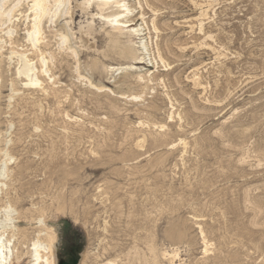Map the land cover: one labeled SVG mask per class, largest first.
Masks as SVG:
<instances>
[{"label":"rangeland","instance_id":"obj_1","mask_svg":"<svg viewBox=\"0 0 264 264\" xmlns=\"http://www.w3.org/2000/svg\"><path fill=\"white\" fill-rule=\"evenodd\" d=\"M84 1L44 25L57 85L42 77L46 92L23 88L7 58L40 57L25 40L28 2L11 41L0 29L13 264L30 263L41 214L59 231L57 264L83 253L82 264H264V0H122L132 8L122 35ZM137 26L142 36L126 35ZM63 31L78 55L59 50ZM114 34L144 55L125 54Z\"/></svg>","mask_w":264,"mask_h":264},{"label":"bare ground","instance_id":"obj_2","mask_svg":"<svg viewBox=\"0 0 264 264\" xmlns=\"http://www.w3.org/2000/svg\"><path fill=\"white\" fill-rule=\"evenodd\" d=\"M28 2L29 8L28 11H30L29 14L25 15V23L27 22L30 25V28L27 29L26 32V38L25 40H27L28 43H30V48H32V50L34 52H37V54L40 53V57L38 59L37 62H34V58L33 59H29V57L27 56L26 53H20L17 51H10V56H8L7 58L12 61L14 59V57L17 58V67H16V77L18 76L21 79H25L21 81L22 87L29 89V90H44L45 92L46 87H44V83L45 81H43L41 78L42 77H46L48 81H50V83L56 85L55 83V79L51 73V69L50 66L54 60V57L51 55V52L49 51L50 54H48V56H46V53L41 49V46L46 42H44L46 39L44 38V25L49 24V27L46 26V28L48 27V30L50 28H52L53 24L55 23V20H59V18L61 19V17H65V16H69L72 17L73 15V11L71 8V0H0V29L2 30L3 27H6V32L4 33V35L7 36V39H9V41L12 40L14 34L16 33L15 28L13 27L15 23V17L14 14L17 11V9H19V7L21 6L22 2ZM74 1V0H72ZM76 1V0H75ZM30 2V4H29ZM80 2V1H79ZM126 3V2H125ZM122 0H85L84 3L79 4L84 10L86 7H91V8H96L98 9L100 12L98 13L100 16H102L105 19L110 20L109 22L113 23L114 26V31H117L118 33H120L122 35V31L123 28L127 27H131L130 23L132 22V20L128 19V20H124V18H126L127 15H129L130 8L127 7V4H125ZM27 4V3H26ZM74 4V3H73ZM77 5V6H79ZM141 5V4H140ZM80 7V9H81ZM132 7V6H131ZM140 7V6H139ZM141 8V7H140ZM116 10V11H112L110 14H105L106 12L110 11V10ZM28 11L26 10V13H28ZM134 11V9H133ZM156 11V10H155ZM19 12V11H18ZM83 12V10H82ZM86 12V11H84ZM155 13V12H154ZM132 14V12H131ZM130 14V15H131ZM89 15V13H88ZM91 15V14H90ZM96 15V14H93ZM142 15V14H141ZM144 15V14H143ZM20 16V15H19ZM71 19V18H70ZM74 19V17H73ZM72 22V20H70ZM58 22V21H57ZM67 22V21H66ZM24 24V23H23ZM57 23H55L56 25ZM145 24V23H144ZM65 25H67L65 23ZM16 26V25H15ZM155 26V25H153ZM54 27V26H53ZM57 27V26H56ZM26 29V28H25ZM53 29V28H52ZM69 29V28H68ZM144 29V28H142ZM156 29V28H155ZM55 30V29H54ZM59 31V30H58ZM57 31V32H58ZM82 31V30H81ZM148 31V30H147ZM157 31V30H154ZM60 32V31H59ZM74 32V31H73ZM107 32V31H106ZM64 33V31H63ZM59 33V35H57V37L59 38V43H58V48L61 51H69L72 54H77L79 52L76 53L75 50H73L69 45H68V35L66 36V33ZM81 33V32H80ZM84 32L81 33V35H83ZM87 33V32H86ZM90 33V32H89ZM124 33V32H123ZM157 33V32H156ZM52 34V33H51ZM58 34V33H57ZM70 34V33H68ZM108 34V33H107ZM110 34V33H109ZM47 35V34H46ZM85 35V33H84ZM87 35V34H86ZM128 36H142V34H140V29L135 28V30L133 32L129 31L127 32ZM145 35V34H144ZM89 36V34L87 35ZM86 36V37H87ZM2 37V36H1ZM85 38V36H83ZM113 38L115 40L116 43L120 44L122 46V48L124 49V53L125 54H129L131 56H137V54L139 52H141V55L143 56L144 52H142V50H144V48H146L147 46L145 44L142 45V43L139 44V50L132 48L130 45H123V42L120 41V38L118 35L114 34ZM122 37V36H121ZM124 37V36H123ZM48 38V37H47ZM56 38V36H55ZM57 38V40H58ZM141 38V37H140ZM70 39V38H69ZM123 39V38H122ZM113 40V41H114ZM84 41V40H83ZM85 41H88L87 39ZM84 41V42H85ZM8 42L3 41V39L0 38V51L3 49V45L2 44H7ZM49 43V42H48ZM80 43V42H79ZM86 43V42H85ZM90 43V42H89ZM44 44V45H45ZM81 44V43H80ZM14 45V44H13ZM16 45V44H15ZM83 45V44H82ZM90 45V44H88ZM133 45V44H132ZM50 46V44H49ZM72 46V45H71ZM19 47V46H18ZM117 47V46H116ZM5 48V47H4ZM57 48V49H58ZM83 48V47H82ZM95 48V47H94ZM49 49V47L47 48ZM76 49V48H75ZM92 49V48H91ZM58 50V52H59ZM31 51V50H30ZM9 52V50H8ZM33 52V53H34ZM151 52V51H150ZM30 54V53H29ZM36 54V53H34ZM64 54V53H63ZM62 54V56H63ZM68 54V53H67ZM61 55V54H60ZM66 55V53L64 54ZM70 55V53H69ZM78 55V54H77ZM2 57V56H1ZM57 57V55L55 56V58ZM68 57V56H66ZM69 58V57H68ZM74 58V57H73ZM77 57H75L76 59ZM136 58V57H135ZM161 58V57H159ZM36 59V58H35ZM64 59V58H63ZM57 60V59H56ZM65 60V59H64ZM140 61H144L145 58H139ZM138 60V61H139ZM60 61V60H59ZM63 61V60H62ZM61 61V63H62ZM161 61V60H160ZM163 61V60H162ZM161 61V62H162ZM13 62V61H12ZM79 62V61H78ZM2 63V62H1ZM0 63V64H1ZM10 63V62H9ZM37 63H39V66H37ZM51 63V64H50ZM7 64V63H6ZM54 64V63H53ZM56 64V62H55ZM59 64V63H58ZM78 64V63H77ZM9 65V64H8ZM11 66V64H10ZM155 66V65H154ZM52 67V66H51ZM75 67V66H74ZM166 67V66H165ZM10 68V67H9ZM54 68V67H53ZM128 68H133V66H130ZM168 68V67H167ZM1 69V68H0ZM122 70L121 67L115 68V67H110L109 71L111 72H118ZM134 70V68H133ZM150 70H149V74H150ZM77 73V72H76ZM147 73V72H146ZM115 74V73H114ZM141 75V74H139ZM146 75V74H145ZM144 75V76H145ZM152 75V74H151ZM150 76V75H149ZM17 77V78H18ZM81 78V77H80ZM83 78V76H82ZM114 78V77H113ZM84 79V78H83ZM86 79V78H85ZM139 79L145 80L143 76H139ZM153 80V79H152ZM59 81V80H58ZM57 81V82H58ZM149 81V80H148ZM160 81L161 78H160ZM12 82V81H11ZM15 82V81H14ZM136 82V80H135ZM83 83V82H82ZM88 83V82H87ZM86 83V84H87ZM90 83V82H89ZM20 84V82H19ZM85 84V85H86ZM88 85V84H87ZM93 86V83H90L89 86ZM95 85V84H94ZM147 85V84H146ZM57 86V85H56ZM98 87V86H97ZM96 87V88H97ZM100 87V86H99ZM10 88V87H9ZM101 88V87H100ZM98 88V89H100ZM53 89V88H52ZM103 89V88H101ZM105 89H107L105 87ZM143 89V88H142ZM18 91V90H17ZM43 91V92H44ZM54 91V89H53ZM59 91V90H58ZM57 91V92H58ZM99 91V90H98ZM110 91V90H109ZM145 91V90H144ZM11 92V91H10ZM13 93H17L14 89L12 90ZM11 92V93H12ZM44 92V94H46ZM56 91H54L55 93ZM56 92V93H57ZM20 93V92H19ZM49 93V92H48ZM52 93V94H54ZM59 93V92H58ZM144 93V92H143ZM43 94V95H44ZM114 94V93H113ZM123 94V92L121 93V95ZM125 94V93H124ZM16 95V94H15ZM51 95V94H50ZM116 95V94H115ZM119 95V94H118ZM135 95V94H134ZM131 96L133 97V100H138L141 97L139 95L137 96ZM141 95V94H140ZM13 96V95H12ZM53 96V95H51ZM125 96V95H124ZM11 97V96H10ZM14 97V96H13ZM46 97V96H44ZM48 97V96H47ZM56 97V96H54ZM53 97V98H54ZM130 97V98H131ZM143 97V96H142ZM129 98V99H130ZM9 100H11L10 98H8ZM127 99V98H126ZM168 99V98H167ZM58 100V99H57ZM119 100V99H118ZM117 100V101H118ZM40 101V100H39ZM37 101V102H39ZM120 101V100H119ZM43 102V101H41ZM116 102V101H115ZM131 102V101H130ZM56 103V102H55ZM75 103V102H74ZM134 103V102H133ZM36 104V103H35ZM138 104V102H137ZM40 105V103H39ZM114 105V104H113ZM41 106V105H40ZM41 108V107H40ZM42 109V108H41ZM114 111L116 108H113ZM173 109V108H172ZM116 112H120V111H116ZM155 113V111H153ZM152 112V113H153ZM153 113V114H154ZM119 114V113H118ZM140 114V113H139ZM181 114V113H180ZM66 115V114H65ZM175 115V114H174ZM178 116V115H176ZM68 118V117H67ZM179 118V116H178ZM183 118V117H181ZM171 120V119H170ZM173 120V117H172ZM180 120V119H179ZM182 120V119H181ZM140 122V121H139ZM145 124V123H144ZM14 125V124H13ZM140 125V124H139ZM153 125V124H152ZM137 126V125H136ZM144 126V125H143ZM142 126V127H143ZM147 126V124H146ZM163 126V125H162ZM10 127V126H9ZM153 127H157V126H153ZM160 127V126H159ZM158 127V128H159ZM181 127V126H180ZM12 128V127H11ZM163 128V127H161ZM164 129V128H163ZM12 130V129H10ZM9 130L7 131V135L9 134ZM66 133V132H65ZM6 135V134H5ZM0 137H1V133H0ZM3 137V136H2ZM9 137V136H8ZM4 138V137H3ZM4 140V139H3ZM8 143H12L11 140H7ZM13 141V140H12ZM4 152H2V156L0 155V171L2 170H9L10 171V166L12 165V162L14 161V157L9 153L8 150H2ZM1 153V150H0ZM4 190L7 191L8 190V185L6 188L4 189H0V196L3 195ZM0 212H5L9 215H13L15 216V213L18 212L16 210V208L13 206V204L7 200L4 201V203L2 204V206H0ZM18 219H16V224H15V228L14 230H10V231H0V264H13L14 263V259L17 260L18 262L19 260V256L17 255V247H16V232H18V226L17 223ZM23 222V221H22ZM25 222V221H24ZM33 222V221H32ZM48 224V223H47ZM49 226V225H48ZM21 227V226H20ZM51 227V226H49ZM52 229H47V230H39L38 236L37 238H34V240L31 243V250H30V258L31 261L29 264H57V253H58V246H59V242H60V238H59V234L56 229V227L52 226ZM37 234V233H36ZM44 237V238H43ZM137 249V248H136ZM20 251V250H19ZM22 251V250H21ZM84 252V251H83ZM16 253V256H15ZM155 254V253H154ZM172 254V253H171ZM178 256V255H177ZM85 257V253L82 254V260L81 262H79V264H82L83 259ZM81 259V258H80ZM137 259V258H136ZM172 259V258H171ZM178 260V259H177ZM108 263V262H107Z\"/></svg>","mask_w":264,"mask_h":264},{"label":"clouds","instance_id":"obj_3","mask_svg":"<svg viewBox=\"0 0 264 264\" xmlns=\"http://www.w3.org/2000/svg\"><path fill=\"white\" fill-rule=\"evenodd\" d=\"M10 179L11 172L9 170L5 169L0 171V189L6 188ZM18 216L19 212H16L15 216L0 212V231L14 230ZM49 220L50 219L46 215L41 214L34 219L35 227L41 231L52 229L47 224Z\"/></svg>","mask_w":264,"mask_h":264}]
</instances>
